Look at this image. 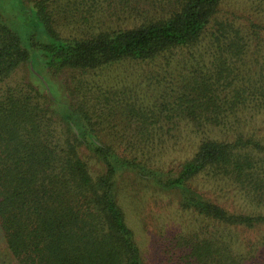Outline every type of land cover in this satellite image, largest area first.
I'll use <instances>...</instances> for the list:
<instances>
[{"label":"trees","instance_id":"16d2710c","mask_svg":"<svg viewBox=\"0 0 264 264\" xmlns=\"http://www.w3.org/2000/svg\"><path fill=\"white\" fill-rule=\"evenodd\" d=\"M20 1L45 38L25 43L0 14V83L28 65L48 89L0 94V264H146L119 198L125 173L175 198L160 264H264V134L251 129L264 115V0L249 25L222 14L225 0H168L165 17L81 39L55 30L53 0ZM171 55L189 69L174 110L142 112L111 143L86 97L63 102L47 80ZM176 117L193 144L167 168Z\"/></svg>","mask_w":264,"mask_h":264},{"label":"rangeland","instance_id":"374dc122","mask_svg":"<svg viewBox=\"0 0 264 264\" xmlns=\"http://www.w3.org/2000/svg\"><path fill=\"white\" fill-rule=\"evenodd\" d=\"M167 1L53 0L51 13L54 28L61 37L81 39L109 29H127L145 21L165 17L173 8ZM254 4L255 0H225L221 11L226 17H237L241 24L249 25L250 22L258 23ZM0 14L7 25L21 35L25 43L31 36L44 40L42 28L30 13L24 12L20 0H0ZM171 56L160 57L151 62L124 61L92 72L67 71L55 79L48 76L47 80L54 83L59 92L58 98L63 102H81L86 97L91 122L103 124L101 136L105 141H108V136L111 140L113 137V140H117L116 134L112 136L110 133L139 123L142 112L152 117L164 116L169 107L174 110L176 100L189 80V69L184 68L186 63L182 59L185 57ZM39 78L32 75L28 65H24L10 79L0 83V94L7 88H24L28 84L46 93L48 85L43 77ZM77 85L82 88L76 89ZM175 120L179 123L178 130L170 136H164L166 142L171 141V146L161 158L167 163V168L170 163H180L189 155L193 144L192 134L187 132L185 123L178 117ZM253 122L251 129L254 133L264 134V115ZM175 143L178 144L177 147L174 146ZM171 167L176 169L177 165ZM120 182H123L119 196L121 205L128 225L135 233L145 263L160 264L156 259L155 248L158 228L163 224L167 228L176 226L175 219L177 221L178 217L174 209L175 198L149 188L130 173L123 174ZM221 196L216 191L215 197Z\"/></svg>","mask_w":264,"mask_h":264}]
</instances>
